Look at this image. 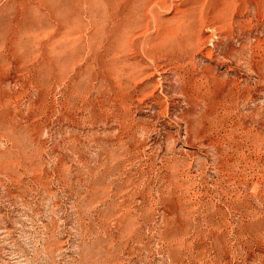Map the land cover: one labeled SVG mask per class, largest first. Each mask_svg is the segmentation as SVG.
Returning a JSON list of instances; mask_svg holds the SVG:
<instances>
[{
    "label": "rangeland",
    "instance_id": "374dc122",
    "mask_svg": "<svg viewBox=\"0 0 264 264\" xmlns=\"http://www.w3.org/2000/svg\"><path fill=\"white\" fill-rule=\"evenodd\" d=\"M0 264H264V0H0Z\"/></svg>",
    "mask_w": 264,
    "mask_h": 264
}]
</instances>
